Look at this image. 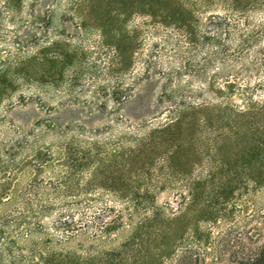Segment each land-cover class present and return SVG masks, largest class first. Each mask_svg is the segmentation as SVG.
Masks as SVG:
<instances>
[{
  "label": "rangeland",
  "instance_id": "1",
  "mask_svg": "<svg viewBox=\"0 0 264 264\" xmlns=\"http://www.w3.org/2000/svg\"><path fill=\"white\" fill-rule=\"evenodd\" d=\"M29 1L21 0V4L26 6ZM66 1L60 0L51 9L47 59L42 63L36 61L32 71L37 78L44 74L48 82L47 102L58 109L57 127L67 129L60 132L41 124L33 125L30 122L33 115L55 112L39 110L34 103H17L18 94L28 93L24 89L11 92L9 99L0 96V158L9 159L6 149L12 148L14 152L7 170L21 162L29 170L34 157L31 154L40 148L42 155L38 160L44 161V165L37 167V177H61L68 188L97 194L93 209L100 219L107 217V209L125 205L124 198L112 197L113 192L134 198L137 219L142 218L147 207L157 212V219L162 210L178 216L185 208L179 201L180 194L186 195L182 183L187 177L194 185L198 204L207 198L219 207L229 208L235 236L241 233L242 237L246 229L251 231L255 223L251 200L254 194L246 176L253 173L254 158L244 154L241 142L225 140L224 120L210 105L206 92L208 79L215 76L222 82L228 77L215 74L218 70L215 63H205L208 44L204 35L213 34L208 13H202L196 23L195 16L177 0H79L78 9L85 13L90 26L76 29L68 19ZM162 9L166 15H162ZM218 13L223 14L221 10ZM263 17L251 13L248 19L251 25H256ZM159 18L161 22L157 21ZM171 20L183 22L188 31L172 27L168 24ZM101 21L105 23L102 29L96 27ZM4 22L2 31L9 35L8 30L14 27ZM0 47H4L2 40ZM259 47H264V31L251 48ZM244 65L248 69L238 73L236 79L251 88L261 77L259 71L264 69V63L247 58ZM234 67L238 69L240 65ZM117 77L122 87H126V98L119 104L111 101L109 93ZM252 97L261 99L263 95L253 90ZM59 100L64 103L62 109L56 106ZM179 100L195 108L182 112L183 120L169 127L168 109ZM231 101L241 108L243 100L239 95H232ZM203 116L214 120V125L199 124L198 118ZM185 121L189 124L185 125ZM16 126L23 130L17 133ZM161 126L166 130L153 133L156 137L161 135L160 139L168 135V141H179L185 133L190 136V144L180 146L174 159L175 168L184 173L167 169L158 151H149L148 145L135 153L129 152L136 137L148 135L152 128ZM21 138L25 141L17 147L16 140ZM74 142L84 146L94 144L96 151L79 155L69 148L68 159L53 158L60 146L69 147ZM113 147L118 153L110 154ZM48 149L54 151V156H47ZM26 177L27 172H22L21 179L24 181ZM222 222L219 221L221 227H227L228 223ZM217 229L212 227V246L221 242L215 236ZM244 240L249 246L254 244ZM116 244V239L96 241L91 254L87 234H79L71 243L78 247L77 264H141V256L137 255L134 263L128 250L111 255L101 252ZM226 251L221 254L220 264L228 263ZM209 262L208 256L205 264Z\"/></svg>",
  "mask_w": 264,
  "mask_h": 264
},
{
  "label": "trees",
  "instance_id": "2",
  "mask_svg": "<svg viewBox=\"0 0 264 264\" xmlns=\"http://www.w3.org/2000/svg\"><path fill=\"white\" fill-rule=\"evenodd\" d=\"M59 1L30 0L23 6L21 0H0V40L4 44V47H0V96L9 99L11 92L24 89L28 93L18 94L17 103H34L35 108L44 112L54 109L47 102L48 82L44 74L40 78L35 77L32 66L36 61L42 63L47 59L49 42L46 36L50 13ZM177 1L195 16L196 23L202 13L209 15L213 34L204 35L208 44L205 63H215L218 68L215 74L221 73L228 77L222 82L215 76L208 79L206 92L210 105L218 117L224 120L225 140L230 143L241 142L244 154L254 158L253 173L246 176L254 194L251 199L255 220L252 230H244L242 237L241 233L235 236L229 208L219 207L214 200L207 198L198 204L194 185L184 176L182 184L186 188V195L180 194L179 204L184 203L185 208L180 215H168L162 210L157 219V212L147 207L142 218L137 219L134 198L113 192L112 197L124 198L125 205L107 209V217L100 219L93 209L97 194L76 187L68 188L61 177H37V167L44 165V161L38 160L42 155L40 148L31 154L34 157L30 160L29 170L23 162L7 170L14 154L10 148L4 151L9 159L0 158V264H77L80 257L78 247L71 243L82 233L87 234L91 242V254L95 251L93 243L96 241L113 242L116 239L115 246L102 249L101 252L111 255L128 250L133 262L137 255L141 256V264H166V258L167 264H205L208 256V264H220L221 254L226 250V264H264V69H260L262 75L251 88L236 79L238 73L248 69L244 65L245 59L264 63V47L251 48L264 31V17L256 25H251L248 19L251 13L264 16V0ZM78 2L66 1L65 7L70 11L68 19L74 28L86 29L90 23L85 13L78 9ZM220 10L223 14L218 13ZM160 12L166 15L164 9ZM4 21L14 27L8 30L9 35L2 31ZM157 21L161 22V19ZM104 24L103 21L98 22L96 27L102 29ZM168 24L177 30L188 31L183 22L171 20ZM236 64L240 65L238 69L234 67ZM125 89L117 77L109 92L111 101L121 103L126 98ZM253 90L261 93L263 98L253 99ZM234 94L243 100L241 108H236V104L231 101ZM8 104L11 106L12 102ZM63 105L62 100L56 102L60 109ZM194 108L183 100L175 102L168 109V120L171 122L168 126L182 121L181 113ZM57 111L54 109L55 114L52 112L45 116L33 115L30 122L36 126L41 124L46 129L65 132L67 127H57ZM214 122L209 117L198 118V123L204 126L212 127ZM188 124L189 121H185V125ZM14 129L17 133L23 130L20 126ZM164 130V126L154 127L148 135L136 137L135 145L129 152L135 153L141 146L148 145L149 151H158V157L167 169L184 173V170L175 168L174 159L180 146L190 144V136L185 133L179 141H168V135L160 139L161 135L156 137L153 134ZM23 141L25 139H17V147ZM70 144L69 147L68 144L60 146L56 156L54 151L48 149L47 156L53 155L57 160L68 159L69 148L71 153L79 155L96 151L94 144ZM116 153L118 151L113 147L110 154ZM60 165H64L63 162ZM22 172H27L24 181L21 179ZM220 220L228 223L227 227H221ZM212 227L218 228L215 235L221 240L218 246L210 245L214 237ZM244 239L254 244L249 246Z\"/></svg>",
  "mask_w": 264,
  "mask_h": 264
}]
</instances>
